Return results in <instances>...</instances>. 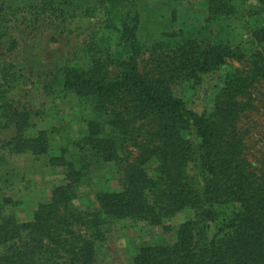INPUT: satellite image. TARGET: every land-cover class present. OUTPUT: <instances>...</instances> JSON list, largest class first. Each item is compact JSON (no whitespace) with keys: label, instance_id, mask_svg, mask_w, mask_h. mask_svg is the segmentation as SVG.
Returning <instances> with one entry per match:
<instances>
[{"label":"rangeland","instance_id":"1","mask_svg":"<svg viewBox=\"0 0 264 264\" xmlns=\"http://www.w3.org/2000/svg\"><path fill=\"white\" fill-rule=\"evenodd\" d=\"M61 3L0 0V217L12 215L18 223L29 222L36 207L50 201L52 190L65 183L69 170L50 166V158L62 157L65 162L72 154L87 158V170L74 165L69 171L79 178L73 183L72 204L81 211L98 210V194L120 191V165L95 154L92 129L127 162L160 144L158 123L136 108L129 95L120 93L98 105L92 97L64 89L68 70L86 72L94 66L113 80L123 63L134 65L147 78L164 79L175 97L206 116L215 112L227 81L246 80L242 90L222 98L231 106L226 130L238 142L233 146L241 169L264 183V65L256 62L257 55L264 56V41L253 38L264 30V11L259 12L256 1L233 0L234 11L228 17L212 16L208 0H94L87 10ZM219 44L232 50V58L215 73L194 81L177 71L180 50ZM14 112L29 116L23 138L45 132V154L13 150L16 123L3 115ZM155 166L152 161L143 165L152 178ZM199 168V162H192L187 172L198 176ZM214 210L208 236L224 243L240 205L223 197ZM192 218L193 212L184 209L165 217L159 226L110 220L104 240L96 244L94 264H132L144 246L173 244L179 225Z\"/></svg>","mask_w":264,"mask_h":264},{"label":"trees","instance_id":"2","mask_svg":"<svg viewBox=\"0 0 264 264\" xmlns=\"http://www.w3.org/2000/svg\"><path fill=\"white\" fill-rule=\"evenodd\" d=\"M61 1L63 6L87 10L94 0ZM254 1L259 12L264 11V0ZM208 11L212 16L228 17L234 11L233 0H208ZM253 38L258 43L264 41V30L255 32ZM257 56L256 62L264 65V56ZM231 58L232 50L225 45L206 49L188 45L177 53L175 64L181 75L198 81ZM123 65L113 80L105 78L98 66L86 72L68 70L63 87L96 99L98 105L120 93L129 95L136 108L158 123L160 144L135 162H127L118 158L111 142L98 139L96 128L92 129L95 154L103 161L118 162L122 176L120 191L98 194V210L90 212L72 204L76 197L73 183L79 178L69 172L74 165L87 170V158L80 154L70 155L69 162L50 158V166L69 169L65 183L52 190L48 203L36 207L31 221L18 223L12 215L0 217V264H94L96 244L104 240L110 220L159 226L165 217L184 209H190L193 218L179 225L175 242L140 248L132 264H264V183L255 182L241 169L233 146L238 142L226 130L231 106L222 99L242 90L246 80L227 81L215 112L206 116L175 97L164 79L147 78L136 66ZM258 71L256 68V74ZM3 116L16 123L18 134L10 143L16 154L46 153L45 132L33 139L22 137V129L29 127L26 113ZM148 161L156 165L153 178L143 168ZM192 162L200 163L198 176L187 172ZM223 197L239 203L241 210L228 226L229 237L221 243L209 238L208 229L215 221L214 206Z\"/></svg>","mask_w":264,"mask_h":264},{"label":"crops","instance_id":"3","mask_svg":"<svg viewBox=\"0 0 264 264\" xmlns=\"http://www.w3.org/2000/svg\"><path fill=\"white\" fill-rule=\"evenodd\" d=\"M59 167H61V166H59ZM62 168V167H61ZM60 185H63V183H61V184H59V185H57V186H55V187H58V186H60Z\"/></svg>","mask_w":264,"mask_h":264}]
</instances>
